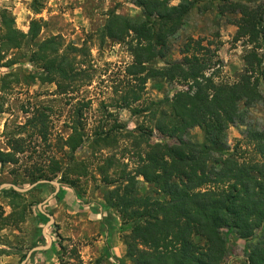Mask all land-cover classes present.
I'll return each instance as SVG.
<instances>
[{
	"label": "trees",
	"instance_id": "obj_1",
	"mask_svg": "<svg viewBox=\"0 0 264 264\" xmlns=\"http://www.w3.org/2000/svg\"><path fill=\"white\" fill-rule=\"evenodd\" d=\"M201 1L178 0L174 5L171 0H131L141 11L138 19L111 15L100 30L102 43L108 39L126 44L132 57L122 70V86L113 91V103L104 107L130 109L148 119L147 125L133 130L117 118L88 123L85 111L90 101L78 97L94 76L85 42L77 47L52 37L37 43L41 20H31L24 33L14 27L5 10L1 14L0 52L29 45L28 61L38 70L26 72L22 81L13 72L2 80L14 78V84L22 86L36 81L53 84L54 95L64 98L69 107L56 130L50 107L22 105V113L29 117L5 137L1 169L12 166L8 174L18 187L47 180L76 192L81 178L91 176L103 186L107 207L126 227L122 242L131 264H264V128L246 130L231 148L225 141L231 126L244 123L240 104L250 108L262 101L264 0H219L239 16L232 23L237 28L235 41L246 46L244 69L233 82L217 75L222 63L202 39H188L181 59L166 61L169 40ZM46 2L30 0L29 9L39 14ZM154 61H164V66L153 67ZM14 64L9 61L1 67ZM156 79L183 88L158 102L141 101L147 81ZM7 92L12 88L2 81L0 93ZM2 100L0 113H6ZM194 128L203 132V143L187 140ZM154 132L171 143L153 140ZM82 148L87 157L78 159L76 153ZM142 184L150 190L143 195ZM0 193L10 199L9 213L0 205V229L17 228L32 212L26 196L33 191L7 188ZM224 230L244 241L259 231L261 235L246 247L243 261L233 263L226 262ZM59 247L60 264H84L74 245ZM4 252L0 250V256Z\"/></svg>",
	"mask_w": 264,
	"mask_h": 264
},
{
	"label": "rangeland",
	"instance_id": "obj_2",
	"mask_svg": "<svg viewBox=\"0 0 264 264\" xmlns=\"http://www.w3.org/2000/svg\"><path fill=\"white\" fill-rule=\"evenodd\" d=\"M171 3L175 5L178 0H171ZM29 5L30 0H0V28L1 14L5 10L7 16L14 19V27L24 33L28 31L31 20L42 21L41 31L36 39L37 43L52 37L61 39L65 45L73 43L77 47H81L85 42L91 56L94 76L91 86L82 89L78 97H84L90 101V106L85 111L88 123L91 125L100 119L112 121L113 118H117L119 123L127 126L130 130L135 129L142 123L147 125L149 123L147 118L131 112L130 109L115 107L105 109L104 105L112 104L115 99L113 94L115 88L122 86L120 85V83H123L122 70L132 61V57L126 44L115 43L108 39H105L102 43L99 38L100 30L105 26L111 15L135 20L140 17V9L135 7L131 0H47L41 13L34 14L30 11ZM237 18L239 16L232 12L230 6L221 3L219 0H202L197 3L185 17L181 30L169 40V54L166 61L181 59V49L188 39H202L203 45H207L211 52L214 51L222 63L217 74L220 79L228 82L235 81L244 69L242 57L246 51L243 41H235L237 28L232 23ZM30 48L29 45H25L20 50L6 51L1 49L0 52V86L3 81L12 88V92H7L9 95L0 93V97L3 98L1 101L3 102V109L6 111L4 114L0 113V151L6 150L5 137L13 133L16 127L23 124L29 117L22 113V105L26 109L32 105L50 107V120L55 125L56 130H59L69 111L64 98L54 95L56 87L53 84H42L36 81L29 84V86H22L15 85L14 78L2 80V77L10 72L18 75L21 81L26 72H38L28 61ZM9 61L15 63L11 68L1 67ZM151 65L153 67H163L164 61H154ZM182 88L178 84H168L159 79L148 80L141 101L148 99L149 101L158 102ZM259 89L262 94L260 103L250 108H245L240 104V109L245 112L244 123L231 126L227 130L225 140L227 147H233L235 140L242 139L246 130L264 128V82L260 84ZM138 107L140 108V105ZM108 113H112V117L108 116ZM5 122L7 127L4 126ZM152 139L157 142L171 143L172 141L157 132L153 133ZM187 140L194 144H201L204 141L203 132L199 128L191 129L187 133ZM76 157L78 159L86 158L87 150L85 148L78 150ZM11 169L12 166L0 169V186L11 183L13 180V176L8 174ZM18 175V178L21 179L20 172ZM28 186L29 184L19 183L21 189ZM6 189L4 188V190ZM31 191L33 193L26 196V203L30 204L31 214L27 213L24 222L19 224L17 228L0 229V250L5 251L0 256V264H21L32 248L49 245L48 238L43 235L48 218L40 213L38 205L55 191V187L41 185L36 190ZM103 191V186L87 175V177L81 178L77 187L78 200L81 204L102 203L106 205ZM149 191V186L142 184L139 192L143 195ZM9 202L10 199L0 193V205L6 213L10 212ZM43 210L53 216L52 225L47 227L45 232L54 241L55 248L58 246V250H60V244L68 249L73 245L78 248V245L72 243L69 239L63 238L60 233V224H57V222L59 223L63 217L67 218L69 216L66 215L58 194L43 206ZM123 228L126 230V227L121 224V235L124 234ZM223 233L227 240L229 254L226 262L233 263L242 262L246 247L250 243H255L261 235V231H259L255 238L244 241L236 238L231 231L224 230ZM98 260H101L102 264H106V259L101 258ZM46 263V257L41 252L35 251L25 264ZM47 264L60 263L56 256Z\"/></svg>",
	"mask_w": 264,
	"mask_h": 264
},
{
	"label": "crops",
	"instance_id": "obj_3",
	"mask_svg": "<svg viewBox=\"0 0 264 264\" xmlns=\"http://www.w3.org/2000/svg\"><path fill=\"white\" fill-rule=\"evenodd\" d=\"M57 194L69 216L57 222L60 224V233L63 238L78 245L84 264H92L101 258L106 259V264H131L125 257V246L120 233L121 220L116 212L102 203L81 204L78 192L68 186L61 185ZM49 245L48 249L38 251L46 257L47 263L59 252L53 240Z\"/></svg>",
	"mask_w": 264,
	"mask_h": 264
},
{
	"label": "water",
	"instance_id": "obj_4",
	"mask_svg": "<svg viewBox=\"0 0 264 264\" xmlns=\"http://www.w3.org/2000/svg\"><path fill=\"white\" fill-rule=\"evenodd\" d=\"M0 169H1V162H0ZM39 185H52L55 187V191L53 193H51L44 201H42L39 205H38V210L40 211V213H42L45 217L48 218V222L46 223V226L43 230V235L45 237L48 238L49 240V243H51L52 239L51 237L46 234L45 232V229L49 226L52 225V222H53V216L44 212L43 210V206L46 205L50 200H52L54 198V196L59 192L60 190V187H61V184H59L58 182L56 181H47V180H38L36 181L35 183L29 185L28 187L24 188V189H21L19 188L18 186L12 184V183H5V184H2L0 186V190L4 189V188H12L14 191L18 192V193H26L27 191H30L32 189H35L37 186ZM50 247V245H46V246H37V247H34L32 248L29 252H28V256L27 258L21 262V264H25L26 261L28 260V258L30 257V255L35 252V251H43V250H46Z\"/></svg>",
	"mask_w": 264,
	"mask_h": 264
}]
</instances>
